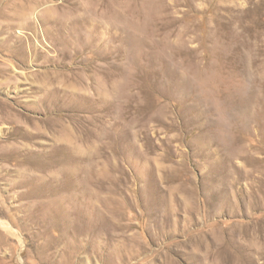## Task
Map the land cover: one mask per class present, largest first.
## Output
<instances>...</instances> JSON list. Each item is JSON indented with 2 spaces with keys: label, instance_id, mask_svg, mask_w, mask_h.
I'll use <instances>...</instances> for the list:
<instances>
[{
  "label": "rangeland",
  "instance_id": "374dc122",
  "mask_svg": "<svg viewBox=\"0 0 264 264\" xmlns=\"http://www.w3.org/2000/svg\"><path fill=\"white\" fill-rule=\"evenodd\" d=\"M0 264H264V0H0Z\"/></svg>",
  "mask_w": 264,
  "mask_h": 264
}]
</instances>
